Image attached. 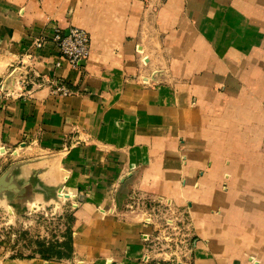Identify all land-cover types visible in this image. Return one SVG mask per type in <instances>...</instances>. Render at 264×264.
<instances>
[{
	"label": "crops",
	"instance_id": "1",
	"mask_svg": "<svg viewBox=\"0 0 264 264\" xmlns=\"http://www.w3.org/2000/svg\"><path fill=\"white\" fill-rule=\"evenodd\" d=\"M71 27L78 70L50 40ZM0 86V175L78 202L69 257L0 264H183L147 250L137 195L188 214L185 261L264 264V0H0Z\"/></svg>",
	"mask_w": 264,
	"mask_h": 264
},
{
	"label": "rangeland",
	"instance_id": "2",
	"mask_svg": "<svg viewBox=\"0 0 264 264\" xmlns=\"http://www.w3.org/2000/svg\"><path fill=\"white\" fill-rule=\"evenodd\" d=\"M149 202L137 195L126 204V209L134 212L142 223L148 220L144 224L150 226L151 231L141 236L148 235V241L143 242L147 250L162 255L155 258L161 261L174 258L187 262L185 256L190 249L191 239L188 214H184L182 208L169 199ZM77 206L75 198L62 194L46 200L43 205L35 201L28 203L24 210L9 206L7 211L0 212V254L9 252L8 256L12 259H25L40 250V245L45 241L67 242L71 214ZM156 207L162 208V211H157ZM175 242L177 246H174ZM67 246L68 243L66 248L60 249L62 254L68 253Z\"/></svg>",
	"mask_w": 264,
	"mask_h": 264
},
{
	"label": "built area",
	"instance_id": "3",
	"mask_svg": "<svg viewBox=\"0 0 264 264\" xmlns=\"http://www.w3.org/2000/svg\"><path fill=\"white\" fill-rule=\"evenodd\" d=\"M50 40L52 44L55 46V48L58 50L62 61L66 62V64H68L73 70H78L80 68V64L88 58L89 37L86 31H84L83 29H80L77 27H71L68 29L66 34H62V32L59 29H55ZM41 44L42 42L40 40H37V42L35 43V46L40 47ZM56 65L58 66L59 64H56ZM25 82H26V79L23 78L22 80L18 79L16 83L19 85H24ZM49 90H50V93L53 95L69 94L68 89L65 88L59 82H51ZM0 95H3L6 98L7 97L11 98L16 94H14V92L11 90L5 91L4 88L0 86ZM156 210L161 212L162 208L156 207ZM164 220L165 219H163V221ZM142 240L143 242H147L148 235L142 237ZM180 243L182 245V241H180ZM174 246H177L176 242L174 243ZM164 249H167V248H164ZM149 251L152 252L151 249ZM154 255H157L158 257L162 256L160 254H154ZM176 262L182 263L181 260H176ZM183 264H191V262L190 261L185 262V263L183 262Z\"/></svg>",
	"mask_w": 264,
	"mask_h": 264
},
{
	"label": "water",
	"instance_id": "4",
	"mask_svg": "<svg viewBox=\"0 0 264 264\" xmlns=\"http://www.w3.org/2000/svg\"><path fill=\"white\" fill-rule=\"evenodd\" d=\"M27 162H18L11 164L0 175V200L5 199L10 206L24 209L28 203L34 201L35 194L42 195L44 200L55 198L58 194H52L50 190L44 187L34 176L30 180H22L19 171Z\"/></svg>",
	"mask_w": 264,
	"mask_h": 264
},
{
	"label": "trees",
	"instance_id": "5",
	"mask_svg": "<svg viewBox=\"0 0 264 264\" xmlns=\"http://www.w3.org/2000/svg\"><path fill=\"white\" fill-rule=\"evenodd\" d=\"M66 243H68L67 246V254H62L60 252V249L62 247L66 248ZM40 250L37 251V254L39 255V257L43 260H59L62 259L63 257H69L70 253H71V244H70V237H69V232H68V236H67V242L65 241L64 243H50V245L48 247L44 246V243H42L40 245Z\"/></svg>",
	"mask_w": 264,
	"mask_h": 264
}]
</instances>
